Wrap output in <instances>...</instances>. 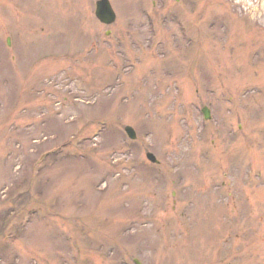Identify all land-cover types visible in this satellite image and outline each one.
Here are the masks:
<instances>
[{"label":"rangeland","instance_id":"rangeland-1","mask_svg":"<svg viewBox=\"0 0 264 264\" xmlns=\"http://www.w3.org/2000/svg\"><path fill=\"white\" fill-rule=\"evenodd\" d=\"M96 1L0 0V264H264V0Z\"/></svg>","mask_w":264,"mask_h":264},{"label":"water","instance_id":"water-1","mask_svg":"<svg viewBox=\"0 0 264 264\" xmlns=\"http://www.w3.org/2000/svg\"><path fill=\"white\" fill-rule=\"evenodd\" d=\"M95 16L101 23L106 25L112 24L116 18L108 0H98L96 2ZM203 114L206 119L209 117V111L205 108L203 109ZM124 131L130 139H136V133L131 127H124ZM146 158L152 163L157 162L156 158L151 153H147ZM134 262L135 264H140L137 260H134Z\"/></svg>","mask_w":264,"mask_h":264},{"label":"trees","instance_id":"trees-1","mask_svg":"<svg viewBox=\"0 0 264 264\" xmlns=\"http://www.w3.org/2000/svg\"><path fill=\"white\" fill-rule=\"evenodd\" d=\"M38 165H39L38 163H35V162H34V167H35L36 169H37ZM4 237H5V236H2V237H1V238H2L1 241L4 240ZM9 241H10V240H8L7 242H9ZM2 243H6V242H2Z\"/></svg>","mask_w":264,"mask_h":264},{"label":"bare ground","instance_id":"bare-ground-1","mask_svg":"<svg viewBox=\"0 0 264 264\" xmlns=\"http://www.w3.org/2000/svg\"><path fill=\"white\" fill-rule=\"evenodd\" d=\"M29 222V221H28Z\"/></svg>","mask_w":264,"mask_h":264}]
</instances>
